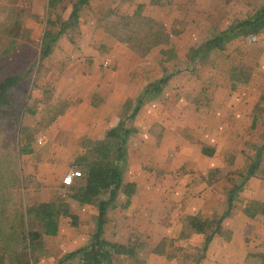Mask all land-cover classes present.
<instances>
[{"label": "crops", "instance_id": "1", "mask_svg": "<svg viewBox=\"0 0 264 264\" xmlns=\"http://www.w3.org/2000/svg\"><path fill=\"white\" fill-rule=\"evenodd\" d=\"M70 2L61 24L67 29L43 58L44 81L52 83L51 103L58 108L47 123H31L35 110L25 102L17 123L23 118L27 178L18 183L13 174L17 187L10 185L0 204H13L9 200L22 191L16 201L23 204L21 220L40 226L36 209H61L56 234L34 227L43 232L50 258L65 259L84 247L97 230L98 201L84 196L83 173L70 185L63 179L71 169L84 172L86 158L98 160L109 131L124 125L130 132L122 184L103 237L126 250L111 264L131 260L136 251L129 242L148 235L171 242L172 252L151 245L140 264H192L183 260L189 256L193 264H237L239 253L240 264H247L246 255L264 242V213L256 210L264 204V177L248 176L252 160L245 154L248 144H264V30L224 48L195 51L252 15L255 0H88L77 18L71 15L79 0ZM182 3L180 13L175 5ZM140 16L164 24L167 39L133 46L138 34L131 36L127 26ZM163 78L161 91L136 111L147 87ZM62 97L67 103L59 109Z\"/></svg>", "mask_w": 264, "mask_h": 264}, {"label": "rangeland", "instance_id": "2", "mask_svg": "<svg viewBox=\"0 0 264 264\" xmlns=\"http://www.w3.org/2000/svg\"><path fill=\"white\" fill-rule=\"evenodd\" d=\"M70 1L71 0H0V81L4 80L6 76L10 74L25 73V77L21 83L14 88L13 92H15L14 95L17 101L23 100L28 102L29 99V106L35 110V113L30 117L32 121L31 123H47L54 115L52 113L53 108H58L55 103L54 105L51 103L53 96L52 83L49 81H44L45 72L48 66L43 63V59H40V47L42 46L43 37L47 32H53L57 34L61 30L63 18L66 16L65 14H69L71 10ZM160 1L163 3L167 2V0ZM257 1L260 2L261 0H255V11L259 7V3H257ZM186 4L187 3H182L180 6L176 4L175 8L180 13L182 11L185 12L186 8L184 7ZM131 24V28L128 27V30L134 31L136 34H138L133 46H140L144 48L148 47L149 44L152 43V36L147 34L150 32L152 34V31L154 30L153 28L155 26L154 22H145L144 20H141L140 16L135 22ZM250 42H254V40L250 39ZM62 51L67 52V49L62 48ZM29 91L30 93H28ZM65 103H67V99L62 97L59 103H57L59 105V109H63ZM22 123H17L15 126L9 124L6 122V120L5 122H0V196H4L5 193L8 194V189L12 185L14 187L13 189L17 187L16 181L13 179V174L20 176H16L18 183L19 178L23 183L27 178L28 171L22 168L25 166V159H23L25 153L22 152V146L24 142H21V138L19 141V133L21 132L20 127ZM17 143H19L18 147L16 145ZM107 143L109 145V148L107 149L108 153L113 156L115 153V147L112 146L113 141L108 140ZM247 146L251 147L249 144ZM78 169L83 173L82 169ZM241 179L242 178L239 176L238 180ZM18 185L19 189H21L20 184ZM13 192L15 191L13 190ZM19 192L22 195L23 192ZM13 196L14 197L9 200L13 204H0V215L3 214L0 216V220L4 223H7L9 218L6 214L8 213L10 215L13 212V220L16 225L17 222L21 223V206H23V204H20L19 209H15V207L13 208L14 204L15 206H19L16 201L21 202L19 199L20 197L17 198V196ZM0 200L2 201V199ZM256 210L261 211L260 209ZM38 226L41 228L37 221L36 224L30 222V228ZM141 227V231L143 232L148 229L147 226ZM17 228L20 230V226H17ZM34 229L36 230L37 228ZM21 237V234L14 235L12 232L7 233L4 231L3 233H0V255L4 256L5 264H12V254L23 249L21 245ZM148 238H150V235H148L145 239L140 237L129 242L128 248L133 247V250L136 251V256L132 257L131 260H123L122 262L118 263L115 261L113 264H140V260H143L142 258L148 256L147 250L151 245V247L154 248V246L157 244L159 250L161 248H165V251L168 250L169 253L172 252L171 242L163 240L153 241L148 240ZM185 243L187 242L182 241L178 242L177 245L182 250L184 249ZM258 247H260V251L258 252H263L262 247H264V242L261 241ZM123 250H126V248ZM32 253L34 260L33 264H37L39 260H46L49 263L57 264L60 259L63 260V257L50 258L49 256L52 253L47 248V243L42 239L39 240V242L34 246ZM182 253L183 252L180 253V256H182ZM114 257H116V255ZM134 258H136V260ZM240 258L241 256L239 253L235 260L238 261L237 264H240ZM180 259L181 257L178 258V260ZM183 260L186 262L188 260L189 263L192 264L194 262V259L191 256L187 258L184 257ZM246 263L249 264L247 260ZM63 264H81V262L77 259H73L68 262H63Z\"/></svg>", "mask_w": 264, "mask_h": 264}, {"label": "trees", "instance_id": "3", "mask_svg": "<svg viewBox=\"0 0 264 264\" xmlns=\"http://www.w3.org/2000/svg\"><path fill=\"white\" fill-rule=\"evenodd\" d=\"M87 1L88 0H79V2L74 5L71 15L73 18H77L78 10ZM258 6V9L253 15H250L245 19L235 20L225 30L207 40L202 48L196 50L195 53L200 51L207 53L213 48H224L227 43L241 35L258 33L264 30V0H262ZM153 22L155 26L153 28L154 30H151L152 34L151 32L146 34L152 36L153 43L165 41L169 34L167 33L164 24L155 21ZM131 25L132 24H129L127 29L128 27L131 28ZM65 27L66 25L57 34L47 32L44 35L43 46L40 49L41 59L52 52L54 42L63 34ZM130 32L131 36L136 33L134 31ZM134 41L135 40L133 39V42ZM24 77L25 73L10 74L6 76L4 80L0 81V122H5L6 120L9 124L14 125L19 120L21 111L26 103L23 100L17 101L14 95L15 92L13 91L14 88L21 83ZM167 80V78H163L157 83L150 84L143 95L139 97L135 107L136 111L144 102V99L149 97L151 92H160L162 86H164ZM134 114L135 112L133 113V116ZM129 132L130 129L124 125L118 129L116 128L109 131L107 137L109 138V141H113L112 146L115 147V153L113 156L108 153L107 149L109 148V145L107 144L104 147V150L101 151V157L98 160L90 162L89 158H84V161L87 162V168L83 172L80 186H82L81 189L86 198H93L98 201L99 213L97 230L84 247L70 253L69 256L65 258L66 260L80 257L82 260L81 264H111L114 256L122 253L124 249L123 246L109 242L103 236L105 226L108 222V209L114 206L118 191L122 184V171L126 161L125 142ZM250 146L251 147L245 149V154L252 160L248 176H253L259 173L264 177V144L261 146ZM238 187H240V185H238ZM54 206L55 205L53 204H43L40 206L39 212H37L36 209V215L37 217H40L38 221L42 223L41 228L46 234L57 233V221L61 214V209ZM19 207L20 204L19 206H15V209H19ZM257 207L264 213V204H259ZM67 212L68 210H64V213ZM12 213L10 216H12ZM2 215L3 214L0 216ZM10 216L7 223L0 220V222H3L0 223V233H3L8 229L14 235L21 234V245L23 247V249L21 248L22 250L16 251L12 254V264H33L32 250L41 239L43 232L30 228V224L27 225L23 220H21V223L18 225H15L14 220L10 223ZM17 226H20V230H18ZM65 259L61 260L59 264ZM246 260L249 264H264V252L249 253ZM0 264H5L3 255H0Z\"/></svg>", "mask_w": 264, "mask_h": 264}, {"label": "built area", "instance_id": "4", "mask_svg": "<svg viewBox=\"0 0 264 264\" xmlns=\"http://www.w3.org/2000/svg\"><path fill=\"white\" fill-rule=\"evenodd\" d=\"M251 40H256V36H252ZM82 171L78 169H71L65 176H64V183L65 184H72L75 178L81 177Z\"/></svg>", "mask_w": 264, "mask_h": 264}]
</instances>
